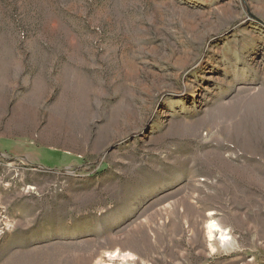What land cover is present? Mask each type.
<instances>
[{
  "label": "rangeland",
  "instance_id": "rangeland-1",
  "mask_svg": "<svg viewBox=\"0 0 264 264\" xmlns=\"http://www.w3.org/2000/svg\"><path fill=\"white\" fill-rule=\"evenodd\" d=\"M262 141L264 0H0V264H264Z\"/></svg>",
  "mask_w": 264,
  "mask_h": 264
},
{
  "label": "bare ground",
  "instance_id": "bare-ground-1",
  "mask_svg": "<svg viewBox=\"0 0 264 264\" xmlns=\"http://www.w3.org/2000/svg\"><path fill=\"white\" fill-rule=\"evenodd\" d=\"M205 124V123H204ZM202 128V127H201ZM243 131H245L244 129H243ZM245 132H247V130L245 131ZM243 133V132H242ZM245 135V134H244ZM246 136V135H245ZM248 136V135H247ZM251 137V141H252V143H249V145L252 147V151H255V150H257L258 149V147H259V149H261L260 148V142H258V141H256V138L254 137V136H250V133H249V137L248 138H250ZM247 137H245V139H246ZM247 138V139H248ZM250 141V142H251ZM262 143H263V141H262ZM264 144V143H263ZM263 152V151H262ZM213 219V218H212ZM215 221V220H214ZM214 221H211L210 222V226H207V228H208V236H210V238H213L214 237V234H215V232L216 231H220V239H221V241L222 242H225V241H227V240H229L228 239V236H227V234L228 233H226L225 231L226 230H224V228L222 229L220 226H219V224L217 223V222H214ZM228 232V231H227ZM107 258H101L100 260H99V262H98V264H116V263H114V261H115V259H116V261H117V259H121L122 261H127V260H129V259H132L134 256L131 254V253H121V252H112V253H108V255L106 256ZM120 260V261H121ZM108 261V262H107ZM119 261V262H120ZM127 264H129L128 262H127Z\"/></svg>",
  "mask_w": 264,
  "mask_h": 264
}]
</instances>
